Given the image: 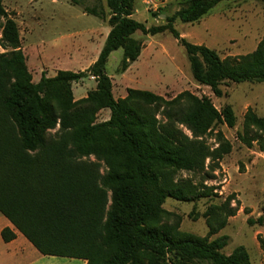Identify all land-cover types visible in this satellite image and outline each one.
<instances>
[{
    "label": "trees",
    "instance_id": "16d2710c",
    "mask_svg": "<svg viewBox=\"0 0 264 264\" xmlns=\"http://www.w3.org/2000/svg\"><path fill=\"white\" fill-rule=\"evenodd\" d=\"M225 1L184 0L175 13L164 14V24L148 27L134 17L136 0H106L110 31L97 59L86 70L60 69L35 81L17 21L0 0V45L7 50L0 53V212L42 254L87 264H166L169 254L173 264H255L243 245L223 252L228 235L211 238L236 208H228L206 236L181 232L180 216L175 225L164 222L175 215L163 207L168 197L195 201L212 195L210 187L177 174L204 169L207 161L212 171L220 166L232 143L219 126L235 127L233 107L219 109L209 96L190 90L166 98L129 87L116 98L106 70L118 49L120 72L138 60L145 44L137 32L169 31L186 49L193 78L216 96H223L226 82L264 83V36L254 51L222 58L174 25L177 19L197 22ZM76 4L87 14L107 16L97 5ZM92 76L96 87L76 99L73 84ZM105 109L109 117L99 121ZM57 127L58 135L48 137ZM238 136L249 147L257 141L263 151L264 116L249 107ZM90 156L96 160L84 159ZM2 237L8 242L16 233L5 227Z\"/></svg>",
    "mask_w": 264,
    "mask_h": 264
},
{
    "label": "rangeland",
    "instance_id": "374dc122",
    "mask_svg": "<svg viewBox=\"0 0 264 264\" xmlns=\"http://www.w3.org/2000/svg\"><path fill=\"white\" fill-rule=\"evenodd\" d=\"M183 1L136 0L134 17L148 27L161 25L166 22L164 14L175 13ZM76 2L97 5L105 10L107 16L100 18L87 14ZM3 3L17 21L22 47L35 81L43 73L54 76L62 67L86 70L98 56V47H102L107 38L104 35L109 27L110 11L106 0H3ZM174 25L189 41L207 45L222 58L247 54L256 49L264 36V4L260 0L225 1L197 22L185 23L177 19ZM135 37L143 39L145 45L129 72H120L122 49L113 51L107 63L106 70L112 78L116 98L125 96L129 87L151 90L166 98L190 90L199 96H209L219 109L230 104L237 116L235 127L219 126L232 143V150L216 170L212 171L207 161L204 169L182 170L177 174L178 180H191L200 188L210 187L212 195L195 201L168 197L163 207L175 215L165 218L164 222L175 225L177 216H180L178 229L181 232L206 236L223 219L228 208H236V214L230 216L225 227L211 238L228 235L224 253L230 254L237 246L243 245L253 263L264 264V223L257 222L264 217V150L260 149L257 141L249 147L238 136L243 131L244 114L249 107L264 116V83L226 82L222 85L223 96L218 97L209 86L199 84L193 78L186 49L171 32L157 35L137 32ZM79 43L86 45L81 51L83 58L68 54L76 47L73 45ZM6 51L0 45V53ZM95 87L94 78L81 79L73 84L74 97L77 99L80 91L87 95ZM109 112V109L101 111L98 120L108 119ZM58 129L50 130L48 137H56ZM208 143L217 146L213 138H208ZM84 159L96 160L94 156ZM106 170L102 164L100 172L105 173ZM225 203L227 208H224ZM175 259L169 254L166 264H173Z\"/></svg>",
    "mask_w": 264,
    "mask_h": 264
},
{
    "label": "crops",
    "instance_id": "0c3cea01",
    "mask_svg": "<svg viewBox=\"0 0 264 264\" xmlns=\"http://www.w3.org/2000/svg\"><path fill=\"white\" fill-rule=\"evenodd\" d=\"M109 31H110V26L107 28V32L104 35V38H106ZM81 44L79 43L77 45H73L76 47L72 48V50H70L68 54L73 53L76 58H83V53L81 51L84 50L86 45L83 43ZM102 47H98L97 49L98 55ZM97 57H95L87 67H89L97 59ZM131 66L132 64L123 73L125 74L129 72ZM66 68L67 67H62V69H66ZM78 95L79 97L77 99L86 96L83 95V91H80ZM5 227L11 228L16 233V237L8 242H6L2 237V230ZM0 264H87V260L81 258L42 254L32 244V242L21 231H19L18 228L14 226V224L10 221V219H8V217H6L3 213L0 212Z\"/></svg>",
    "mask_w": 264,
    "mask_h": 264
},
{
    "label": "built area",
    "instance_id": "2783aa9c",
    "mask_svg": "<svg viewBox=\"0 0 264 264\" xmlns=\"http://www.w3.org/2000/svg\"><path fill=\"white\" fill-rule=\"evenodd\" d=\"M92 78H95L94 76H92Z\"/></svg>",
    "mask_w": 264,
    "mask_h": 264
},
{
    "label": "water",
    "instance_id": "95a60500",
    "mask_svg": "<svg viewBox=\"0 0 264 264\" xmlns=\"http://www.w3.org/2000/svg\"><path fill=\"white\" fill-rule=\"evenodd\" d=\"M165 16V15H164Z\"/></svg>",
    "mask_w": 264,
    "mask_h": 264
}]
</instances>
